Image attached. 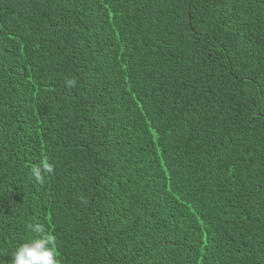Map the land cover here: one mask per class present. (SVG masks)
I'll use <instances>...</instances> for the list:
<instances>
[{"label": "trees", "instance_id": "1", "mask_svg": "<svg viewBox=\"0 0 264 264\" xmlns=\"http://www.w3.org/2000/svg\"><path fill=\"white\" fill-rule=\"evenodd\" d=\"M36 224L59 264H264V0H0V264Z\"/></svg>", "mask_w": 264, "mask_h": 264}, {"label": "clouds", "instance_id": "2", "mask_svg": "<svg viewBox=\"0 0 264 264\" xmlns=\"http://www.w3.org/2000/svg\"><path fill=\"white\" fill-rule=\"evenodd\" d=\"M75 83L74 79H67L66 87H74ZM54 168L49 158L43 157L31 168V173L37 183L43 184L45 174H52ZM29 228L36 235L16 248L11 264H59L55 235L39 224L30 225Z\"/></svg>", "mask_w": 264, "mask_h": 264}]
</instances>
